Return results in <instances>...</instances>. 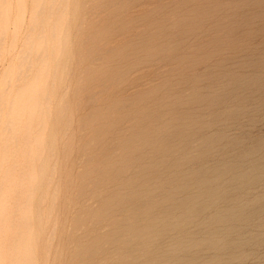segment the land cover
<instances>
[{
    "label": "rangeland",
    "instance_id": "rangeland-1",
    "mask_svg": "<svg viewBox=\"0 0 264 264\" xmlns=\"http://www.w3.org/2000/svg\"><path fill=\"white\" fill-rule=\"evenodd\" d=\"M1 1L0 12L5 14L0 13L4 39H0V117H4L0 120L12 123L0 122V264H118L120 259L110 252L115 249L113 233L119 232L112 221L129 219L130 214H114L119 203L113 192L128 194L130 185L177 190L184 181L175 182L171 169L183 173L216 167L264 135V0H4V5ZM45 30L49 37L44 38ZM23 65L31 68L27 71ZM251 120L255 123L247 126ZM217 130L226 139L246 131L249 143L227 150L223 139L214 147L221 154L214 148L200 152L192 147L186 154L183 144L193 133L208 139ZM174 158L182 161L175 164ZM169 206L164 202L158 211L167 212ZM214 209L199 219L208 218ZM192 229L190 225L187 232ZM166 241L155 245L163 249ZM258 254L247 263L256 264L264 247Z\"/></svg>",
    "mask_w": 264,
    "mask_h": 264
},
{
    "label": "bare ground",
    "instance_id": "bare-ground-1",
    "mask_svg": "<svg viewBox=\"0 0 264 264\" xmlns=\"http://www.w3.org/2000/svg\"><path fill=\"white\" fill-rule=\"evenodd\" d=\"M4 1V0H3ZM3 1H1L2 5ZM7 3V0H5ZM33 1V0H32ZM39 1V0H38ZM60 2V0H58ZM52 0L48 1V3ZM58 2V3H59ZM18 3V2H17ZM43 3V2H42ZM33 4V3H32ZM31 4V5H32ZM38 5V4H37ZM41 5V4H40ZM39 5V7H40ZM63 5V4H61ZM1 6V5H0ZM19 6V5H18ZM47 6V5H45ZM21 7V6H20ZM19 7V8H20ZM24 7V6H23ZM35 6L33 5L32 9ZM38 7V8H39ZM58 7V6H57ZM5 8V7H4ZM44 8V5H43ZM50 8V7H49ZM54 8V7H53ZM59 8V7H58ZM3 9V8H2ZM21 9V8H20ZM48 9V8H47ZM52 9V8H51ZM31 10V9H30ZM43 10V9H42ZM46 10V9H45ZM49 10V9H48ZM58 10V9H57ZM55 10V11H57ZM6 11V10H5ZM24 11V10H22ZM21 11V12H22ZM39 11V10H38ZM36 11V12H38ZM65 11V10H62ZM4 12V11H2ZM1 15H4L3 13ZM35 12V11H34ZM35 12V13H36ZM54 12V11H53ZM67 12V8H66ZM7 13V12H6ZM20 12H18L19 14ZM31 13V12H30ZM42 13V12H41ZM65 13V12H64ZM23 14V13H21ZM33 14V12L31 13ZM40 14V12L38 13ZM43 14V13H42ZM41 14V15H42ZM46 14V11H45ZM49 14V11H48ZM56 14V13H55ZM54 14V15H55ZM0 15V16H1ZM64 15V14H63ZM21 16V15H20ZM19 16V17H20ZM37 16V14H36ZM35 16V17H36ZM18 17V18H19ZM31 17V16H30ZM34 17V16H33ZM32 18L33 20H36ZM63 17V16H62ZM5 18V17H3ZM7 18V16H6ZM22 18V17H21ZM30 18V20H31ZM37 18V17H36ZM65 18V16L63 17ZM43 19V18H42ZM49 19V18H48ZM58 19V18H57ZM1 20V18H0ZM6 20V19H5ZM4 20V21H5ZM32 20V21H33ZM66 20V19H65ZM3 21V22H4ZM8 21V20H7ZM21 21V20H19ZM49 21V20H48ZM52 21V20H51ZM2 22V21H1ZM22 22V21H21ZM40 22V21H39ZM8 23V22H7ZM6 23V24H7ZM24 23V21L22 22ZM30 23V22H29ZM60 23V22H59ZM62 23V22H61ZM60 23V25H61ZM33 24V23H32ZM36 24V23H35ZM43 24V23H42ZM53 24V22L51 23ZM49 24V25H51ZM66 24V23H65ZM64 24V26H66ZM5 25V24H4ZM3 25V28H4ZM49 25H44L46 28ZM6 26V25H5ZM23 26V25H22ZM54 26V25H53ZM31 27V26H30ZM56 27V26H55ZM59 27V26H58ZM1 28V27H0ZM20 28V27H19ZM49 28V27H48ZM53 28V27H52ZM80 28V27H79ZM7 29V28H5ZM36 29V27H35ZM40 29V28H39ZM43 29V26L42 28ZM55 29V28H54ZM37 30V29H36ZM58 30V29H57ZM34 31V30H32ZM38 31V30H37ZM60 31V30H58ZM2 35L4 34V30L2 29ZM6 32V31H5ZM40 32V31H39ZM47 31L45 30V33ZM51 32V31H50ZM15 33V32H14ZM41 33L42 30H41ZM53 33V32H52ZM65 33V32H64ZM32 35V33H30ZM37 33H35V36ZM63 34V33H62ZM1 35V34H0ZM51 35V34H50ZM59 35V34H58ZM33 36V35H32ZM31 36V37H32ZM34 36V38H36ZM52 36H55L54 34ZM52 43L53 42V38ZM62 36V35H61ZM67 36V35H66ZM2 37V36H1ZM0 37V39H2ZM15 37V36H14ZM38 37V36H37ZM40 37H43L42 34ZM38 37V38H40ZM46 37L47 33H46ZM43 38V39H44ZM65 38V37H64ZM24 39V38H23ZM37 39V38H36ZM48 39V38H47ZM66 39V38H65ZM4 40V39H2ZM31 41H34L30 38ZM67 40V39H66ZM1 41V40H0ZM26 41V39H25ZM28 41V40H27ZM58 41V40H57ZM63 41V39H62ZM3 42V41H2ZM24 42V41H23ZM22 42V43H23ZM37 42V41H36ZM66 42V41H64ZM25 43V42H24ZM23 43V44H24ZM12 44V43H11ZM27 44V43H26ZM25 44V45H26ZM45 44V41L44 43ZM46 45V44H45ZM49 44H47L48 46ZM64 45V44H62ZM44 46V45H43ZM58 46V45H57ZM22 47V45H21ZM40 47V46H39ZM62 47V46H61ZM68 47V46H67ZM35 48V46H34ZM33 48V50H34ZM42 48V47H41ZM45 46L43 47V49ZM53 48L52 46L49 48L51 50ZM66 48V46H65ZM1 49V48H0ZM28 50V48H25ZM30 49V46H29ZM56 49V46H55ZM61 49V48H60ZM22 50V48H21ZM24 50V49H23ZM38 50V49H37ZM41 50V49H40ZM39 50V52H40ZM46 50V49H44ZM63 50V48L61 49ZM35 51V50H34ZM1 52V51H0ZM29 52V50H28ZM26 52V54L30 53ZM25 53V52H24ZM35 53V52H34ZM45 53V52H44ZM50 53V51L48 52ZM53 53V51H52ZM62 52L60 51V54ZM23 54V53H22ZM25 54V55H26ZM47 54H44V58ZM17 56V55H16ZM24 56V55H23ZM29 56V55H28ZM31 57L33 55H30ZM49 56V55H48ZM52 56V55H50ZM49 56V57H50ZM64 56V54H63ZM27 57V55H26ZM24 56V58H26ZM34 57V56H33ZM39 57V56H37ZM19 58V56H18ZM21 58V56H20ZM43 58V59H44ZM66 58V57H65ZM22 59V58H21ZM21 63L23 60H21ZM50 59V58H48ZM60 60V57L58 58ZM27 60V59H26ZM39 58L37 59V61ZM42 60V59H41ZM46 61V60H45ZM48 61V60H47ZM56 61V60H55ZM19 62V60H18ZM28 62V61H27ZM36 62V60H35ZM39 62V61H38ZM52 62V58L50 63ZM41 63V62H39ZM57 62H54V65ZM24 64V62L22 63ZM28 64V63H27ZM38 64V63H37ZM48 65V63H46ZM63 64V61L62 63ZM66 63H64V67ZM31 65V64H30ZM33 65V64H32ZM31 65V66H32ZM47 65L45 67H47ZM50 65V64H49ZM48 65V68L50 67ZM53 65V67H55ZM57 65V64H56ZM21 66V65H19ZM25 67V65H23ZM34 67V66H33ZM32 67V68H33ZM43 67V65H42ZM20 68V67H19ZM27 67H25L26 69ZM28 68H31L28 66ZM27 68V69H28ZM26 69V70H27ZM47 68H45L46 71ZM18 70V69H17ZM26 70L22 71L25 72ZM50 70V69H49ZM28 71V70H27ZM34 71V70H33ZM40 71V70H39ZM59 71V70H58ZM31 72V71H30ZM38 72V69L37 71ZM34 72V73H35ZM47 72V71H46ZM45 72V74H46ZM54 72V71H53ZM32 73V72H31ZM17 74V73H16ZM14 73L13 76H16ZM67 74V73H66ZM19 75V74H17ZM38 74H36L37 76ZM7 77L9 76L6 75ZM24 76V75H22ZM35 76L36 82L37 78ZM52 76V75H51ZM64 76V75H63ZM10 77V76H9ZM29 77V76H28ZM43 77H46V75ZM16 78V77H14ZM24 78L26 79L27 76ZM31 78V76H30ZM60 78V76H59ZM64 78V77H63ZM62 78V80H63ZM12 81L11 78H7ZM17 81V79H15ZM22 80H24L22 78ZM58 80V79H57ZM15 81V82H16ZM25 81V80H24ZM34 81V80H33ZM49 81V79H47ZM53 80L49 81L52 82ZM59 81V80H58ZM5 82H7L5 80ZM14 82V83H15ZM23 82V81H21ZM43 82V81H42ZM47 82L49 85L50 83ZM54 82V81H53ZM9 83V82H8ZM7 83V86L9 87ZM12 83V84H14ZM25 83V82H23ZM31 83V82H30ZM10 84V83H9ZM11 84V85H12ZM27 84V83H26ZM33 84V83H32ZM37 84V83H35ZM39 84V83H38ZM58 84V82H57ZM20 85V84H19ZM27 86V85H26ZM50 86H53L51 84ZM58 86V85H57ZM13 86H11L12 88ZM23 87V85H22ZM29 87V86H28ZM27 87V88H28ZM49 87V86H48ZM56 87V86H55ZM59 87V86H58ZM9 89V93H11L12 89ZM21 88V87H20ZM24 88V87H23ZM17 88H14L15 90ZM25 89V88H24ZM40 89V88H39ZM54 89V88H53ZM17 91V90H16ZM29 91V90H28ZM40 91V90H38ZM51 91V90H50ZM264 91V90H263ZM6 92V91H5ZM14 92V91H13ZM2 94L4 92H1ZM5 94V93H4ZM8 94V93H7ZM12 94V93H11ZM30 94V93H29ZM9 95V94H8ZM7 95V96H8ZM31 95V94H30ZM42 95V94H41ZM6 96V97H7ZM24 96V93H23ZM39 96V95H38ZM53 96V92H52ZM15 97V96H14ZM37 97V96H36ZM40 97V96H39ZM48 97V96H47ZM18 98V95H17ZM25 98V97H24ZM42 98V97H41ZM39 98V99H41ZM45 98V96H44ZM50 98V96H49ZM211 98V97H210ZM10 99V96H9ZM20 99V98H19ZM31 99V98H30ZM38 99V100H39ZM51 99V98H50ZM63 99V96H62ZM5 99L3 98V101ZM12 98L10 99V102H12ZM44 100V99H43ZM8 101V100H7ZM29 101V100H28ZM32 101V100H31ZM49 101V100H47ZM46 101V102H47ZM8 101L10 105H12ZM20 102V101H19ZM35 102V101H34ZM50 102V101H49ZM14 104V102H12ZM18 103V102H17ZM22 103V102H21ZM2 104L5 105V102ZM7 104V102H6ZM19 104V103H18ZM47 104V103H46ZM261 104L264 105V101L261 100ZM1 108V113L4 109ZM10 105L7 106L10 108ZM21 105V104H20ZM41 105V104H40ZM6 106V108H7ZM18 106V105H17ZM16 106V108H17ZM29 106V105H28ZM27 106V107H28ZM45 106V105H44ZM48 106V104H47ZM2 107V106H1ZM13 107V106H12ZM11 107V108H12ZM15 108V110H16ZM35 108V106H34ZM263 108V107H262ZM22 109V108H21ZM30 109V108H29ZM189 109V108H188ZM6 110V109H5ZM10 110V109H9ZM45 110V108H44ZM62 108V112H63ZM212 110V109H211ZM7 111V110H6ZM22 111V110H21ZM25 111V110H24ZM27 111V110H26ZM25 111V114L28 112ZM43 111V110H42ZM47 111V110H46ZM8 112V111H7ZM10 112V111H9ZM16 113V112H15ZM22 113V112H20ZM66 113V112H65ZM6 114V113H5ZM10 114V113H9ZM36 114V112H35ZM59 114V112H58ZM1 115V114H0ZM13 115V114H12ZM19 115V114H18ZM34 115V114H33ZM60 115V114H59ZM202 115V114H201ZM5 116V115H4ZM15 116V114H14ZM235 116H239V113H235ZM7 117V116H6ZM20 117V116H19ZM258 117V116H257ZM0 118H4L3 116ZM8 118V117H7ZM6 118V120H7ZM16 118V117H13ZM12 118V119H13ZM31 118V117H30ZM35 118V117H34ZM59 118V117H58ZM64 118V117H63ZM9 119V118H8ZM39 119V118H38ZM61 119V118H59ZM5 120V119H4ZM22 120V119H21ZM27 121V118H25ZM34 120V119H33ZM32 120V121H33ZM44 120V119H43ZM47 120V119H46ZM65 120V119H64ZM15 121V120H13ZM40 121V120H39ZM62 121V120H61ZM1 122V120H0ZM6 122V121H4ZM4 122L2 121L1 124ZM9 121L6 122V124ZM189 122V121H188ZM214 122V121H213ZM254 121L251 120L250 123L248 122L247 126L251 127V123ZM12 123V122H11ZM9 122V124H11ZM40 123V122H39ZM46 123V121H45ZM255 123V122H254ZM5 124V125H6ZM19 124V123H18ZM22 124V123H21ZM29 124V123H27ZM38 124V123H37ZM41 124V123H40ZM187 124V123H186ZM4 125V127H5ZM33 125V123H32ZM42 125V124H41ZM39 125V129L41 130ZM1 126V125H0ZM7 126V125H6ZM43 126V125H42ZM62 126V125H61ZM197 126V125H196ZM9 126H7L8 128ZM25 127V126H24ZM33 127V126H32ZM66 127V125H65ZM185 127V125H180L179 128L182 130ZM198 127V126H197ZM219 127V126H217ZM241 127V126H240ZM3 128V127H2ZM12 128V125H11ZM35 128V127H34ZM207 128V127H206ZM13 129V128H12ZM31 127L29 128V130ZM10 130V129H9ZM26 130V129H25ZM50 130V128H49ZM150 130V129H149ZM154 130V129H153ZM184 130V129H183ZM189 130V129H188ZM227 130V129H226ZM233 130V129H232ZM16 131V130H15ZM33 131V130H32ZM185 131V130H184ZM196 131V130H195ZM30 132V131H29ZM47 132V131H45ZM49 132V131H48ZM188 132V131H187ZM200 132V131H199ZM215 132V131H214ZM223 131L217 130L213 135H211L208 139L201 138L198 133L192 134L190 136V140L186 141L183 146L186 149V154H190L192 151H190V148L192 147L195 151L200 152L204 151L205 149H212L215 147L217 143H220V140L225 139V148L227 150L229 149H239L240 147H244V144L249 141H245L246 139L250 138V134L246 131H240V134H238L236 137L232 139H226ZM245 132V133H244ZM4 133V132H2ZM28 133V131H27ZM33 133V132H32ZM31 133V134H32ZM36 133V132H35ZM44 133V132H43ZM13 134V133H12ZM26 134V133H25ZM30 134V135H31ZM45 134V133H44ZM207 134V133H206ZM210 134V133H209ZM208 134V135H209ZM15 135V134H14ZM173 135V134H172ZM13 136V135H12ZM178 136V135H177ZM231 136V135H230ZM10 137V136H9ZM35 137V136H34ZM50 137V136H49ZM179 137V136H178ZM28 138V137H27ZM253 138V137H252ZM9 139V138H8ZM165 139H170V137H165ZM33 140V139H32ZM35 140V139H34ZM42 140V138H41ZM175 140V139H174ZM195 140H198V144L194 142ZM9 141V140H8ZM29 143V140L27 141ZM194 142V143H193ZM43 143V142H42ZM30 144V143H29ZM173 144V143H172ZM10 145V144H9ZM174 145V144H173ZM196 145V146H195ZM242 145V146H241ZM51 146V145H50ZM53 146V145H52ZM51 146V147H52ZM175 146V145H174ZM4 147V146H3ZM48 147V148H51ZM246 147V146H245ZM22 148V147H21ZM28 148V147H26ZM6 149V148H5ZM12 149V148H11ZM15 149V148H14ZM29 149V148H28ZM53 149V148H52ZM50 149V150H52ZM43 150V149H42ZM5 151V150H4ZM29 151V150H28ZM40 151V150H39ZM45 151V150H44ZM163 151L166 153L168 150L163 148ZM183 151V150H182ZM213 151L216 154H221V150L219 148H214ZM1 152V150H0ZM53 152V151H52ZM55 152V150H54ZM145 152V151H144ZM17 153V152H16ZM41 153V152H40ZM179 153V152H178ZM5 154V153H4ZM33 153H31L32 155ZM228 154V153H227ZM1 155V154H0ZM178 155V154H177ZM18 156V155H17ZM27 156V155H26ZM44 156V155H43ZM52 156V155H51ZM170 156V155H169ZM224 156V155H223ZM6 157V155H4ZM14 157V156H12ZM220 157V155H219ZM44 158V157H43ZM48 158V157H47ZM210 158V157H209ZM16 159V158H15ZM34 159V157H33ZM189 159V158H187ZM203 159V158H202ZM206 159V158H205ZM208 159V158H207ZM11 160V159H10ZM13 160V159H12ZM46 162H49V159H45ZM190 160V159H189ZM215 160V159H214ZM222 160V159H221ZM219 161V164L216 167L213 168H200L198 170H194L190 172L189 170H186L183 173H178L173 169L170 170V176L174 179L175 182L180 183L184 181V184L178 188L177 190L167 192V191H161L158 187L155 190H147L146 186H139L136 188H132V185L128 186L127 193L125 195H119L115 192H113L112 198H115L118 201V207L116 209L115 215H120L122 213L124 214H130L129 219L123 218L120 220L114 219L112 222L117 224L119 228V232L113 233V249L110 252H113L120 260L118 264H248L247 261L251 258V256L255 257L258 254V250L262 247H264V135L258 136L253 139L252 143L246 148L242 149L241 151L238 150L235 155L233 156L232 160L229 161ZM18 161V159H17ZM25 161H27L25 159ZM38 161V160H37ZM36 161V162H37ZM51 161V160H50ZM182 159L174 158L173 163H180ZM205 161V160H204ZM21 162V161H20ZM28 162V161H27ZM35 162V159L33 161ZM169 162V161H168ZM188 164V161H186ZM190 162V161H189ZM212 162V161H211ZM13 163V162H12ZM14 163L15 160H14ZM26 163V162H25ZM200 163V162H199ZM206 163V161L204 162ZM1 164V163H0ZM10 164V163H9ZM8 164V165H9ZM48 164V163H47ZM46 164V165H47ZM52 164V163H51ZM189 164H194L193 162H190ZM215 164V163H214ZM22 165V164H19ZM35 165V164H34ZM41 165V164H40ZM44 165V166H46ZM180 165V164H179ZM11 166V165H9ZM17 165H15L16 167ZM23 166V165H22ZM27 166V165H26ZM36 166L38 167V164L36 163ZM36 166H34L35 170ZM153 166V165H151ZM193 166V165H192ZM5 167V166H4ZM55 167V166H54ZM189 167V165H188ZM7 168V166H6ZM11 168V167H10ZM14 168V167H13ZM48 168V165H47ZM53 169V167H50ZM197 168V167H196ZM3 170V168L1 167ZM29 169V168H27ZM40 169V168H39ZM46 169V168H45ZM55 169V168H54ZM185 169V168H184ZM6 170V169H5ZM11 170V169H10ZM8 170V171H10ZM21 170V169H20ZM30 170V169H29ZM32 170V169H31ZM44 170V169H43ZM49 170V169H48ZM2 172V171H1ZM0 172V173H1ZM25 172V171H24ZM53 172V171H52ZM196 172V173H195ZM3 173V172H2ZM27 173V172H26ZM143 174L142 172H140ZM8 174H10L8 172ZM12 174V173H11ZM10 174V175H11ZM20 174V173H19ZM138 174V173H137ZM22 175V174H21ZM28 175V174H27ZM34 175V174H33ZM52 175V174H51ZM26 176V175H25ZM41 176V175H40ZM38 176V177H40ZM1 177V176H0ZM12 178V177H10ZM18 178V177H17ZM20 178V176H19ZM28 178V176H27ZM14 179V178H13ZM33 179V177H32ZM53 179V178H52ZM194 179L192 183L188 182V180ZM41 180V179H38ZM2 181V180H1ZM17 181V180H16ZM42 181V180H41ZM46 181V180H45ZM49 182L50 179H48ZM47 181V183H48ZM142 181V180H141ZM161 181V180H160ZM6 182V180H5ZM10 182V181H8ZM37 182V181H36ZM39 182V181H38ZM2 183V182H1ZM17 184V182H15ZM28 183L29 180H28ZM52 183V182H51ZM134 183V181H133ZM145 183V182H144ZM159 183V182H158ZM14 183L12 182V185ZM22 184H26L22 183ZM11 185V184H10ZM28 185V184H27ZM43 185L42 182L40 183V186ZM45 185V184H44ZM48 185V184H47ZM55 185V184H54ZM135 185V184H134ZM22 186V185H21ZM20 186V187H21ZM36 188V185H34ZM39 184L38 187L40 188ZM45 187H47L45 185ZM43 188V186H42ZM50 188V187H49ZM52 188V187H51ZM166 188V187H165ZM4 189V187H3ZM25 189V188H24ZM37 189V188H36ZM25 190H28L27 188ZM30 190V189H29ZM34 190V189H33ZM32 190V191H33ZM42 189H40L41 191ZM5 191V190H4ZM9 191V188H8ZM7 191V192H8ZM20 191H23L20 190ZM19 191V192H20ZM36 191V190H35ZM149 192V196L146 198L143 193ZM14 192V191H13ZM172 192H177L175 196L172 197ZM16 193V190H15ZM18 193V192H17ZM16 193V195H17ZM21 193V192H20ZM26 193V192H25ZM37 193V192H36ZM21 197V196H20ZM35 199L36 196H34ZM2 198V197H1ZM12 197H10L11 199ZM5 199V198H4ZM13 199V198H12ZM17 199V198H16ZM24 199V198H23ZM33 200V198H31ZM8 200V199H6ZM5 200V201H6ZM27 200V199H26ZM1 201V200H0ZM12 201V200H11ZM28 201V200H27ZM39 201V200H38ZM52 201V200H51ZM170 203L169 209L167 212L161 208V210L158 211V207L161 206L164 202ZM222 201V202H221ZM13 202V201H12ZM34 200V204H35ZM10 203V202H9ZM14 203H16L14 201ZM21 203V200H20ZM29 203V201H28ZM32 203V204H33ZM40 203V202H37ZM52 204V202H50ZM109 203V202H108ZM11 204V203H10ZM19 204V203H17ZM16 204V205H17ZM218 204L219 206L215 208V205ZM4 205V204H2ZM31 205V204H30ZM38 205V204H37ZM53 205V204H52ZM51 205V206H52ZM12 206V205H11ZM23 206V205H21ZM25 206V205H24ZM28 207V205H26ZM8 207V206H6ZM10 207V206H9ZM13 207V206H12ZM17 207V206H16ZM33 208V207H32ZM211 208H215L214 212L208 216V218L200 220L201 216H206V212L210 210ZM15 209V207H14ZM22 209V208H21ZM18 210L20 211V208L18 207ZM9 213L10 210L8 209ZM17 211V210H16ZM32 211V210H31ZM15 210L13 211L14 216ZM33 212V211H32ZM5 213V212H4ZM47 213V212H46ZM2 214V213H1ZM12 214V215H13ZM25 214V213H24ZM27 216L28 213L26 212ZM49 214V213H48ZM47 214V215H48ZM6 215V214H5ZM11 215V217H12ZM18 215V214H17ZM23 215V214H22ZM42 215V214H41ZM40 215V217H41ZM51 215V214H50ZM114 215V216H115ZM13 216V217H14ZM123 216V215H122ZM121 216V217H122ZM125 216V215H124ZM2 217V216H1ZM9 217V216H8ZM12 217V218H13ZM24 217V216H23ZM29 217V216H28ZM38 217V216H37ZM40 217H38L40 219ZM50 217V216H48ZM128 217V216H127ZM146 217V218H145ZM145 218V219H144ZM9 219V218H8ZM33 219V216H32ZM30 220V219H28ZM2 221V220H1ZM42 221V220H41ZM40 221V222H41ZM139 221V222H138ZM199 221V222H198ZM12 222V221H11ZM24 222V221H23ZM1 223V222H0ZM30 223V221H29ZM28 223V224H29ZM39 223V222H37ZM111 223V224H113ZM12 224V223H11ZM27 224V225H28ZM161 224L162 227L155 228V226ZM6 225V224H5ZM120 225V227H119ZM136 225V228L133 229V227ZM193 225V229L191 232H187V228ZM1 226V225H0ZM30 226V225H29ZM19 228V226H18ZM30 228V227H29ZM133 229V230H132ZM24 230V228H22ZM53 230V229H52ZM48 231V230H47ZM50 231V230H49ZM2 232V231H0ZM13 232V231H12ZM33 232V230H32ZM35 232V231H34ZM33 232V234H34ZM46 232V231H45ZM20 232L18 231V234ZM40 234V232H38ZM51 233V232H50ZM49 233V234H50ZM15 234V233H14ZM17 234V235H18ZM28 234V233H26ZM32 237L35 238L36 233ZM46 234V233H45ZM20 235V234H19ZM18 235V237H19ZM24 236V235H23ZM51 236V234L49 235ZM175 236H177L175 238ZM39 237V236H38ZM107 237V236H106ZM8 238V237H7ZM29 237H27L28 239ZM30 238L31 240L35 239ZM9 239V238H8ZM11 239V238H10ZM28 239V240H30ZM168 239L166 243H164L163 249H159L156 247L155 242ZM1 240V239H0ZM148 241V242H147ZM151 241V242H150ZM165 241V240H164ZM16 242V240H15ZM27 243V242H26ZM105 243V242H104ZM9 243H7L8 246ZM109 244V243H108ZM12 245V244H11ZM36 245L32 246L31 248L35 247ZM110 246V245H109ZM15 247V245H14ZM13 247V249H14ZM103 247V245H102ZM9 249V248H8ZM12 249V250H13ZM167 249V250H165ZM99 250V249H97ZM96 250V251H97ZM3 251V250H2ZM15 251V250H14ZM31 251V250H30ZM1 252V251H0ZM32 252V251H31ZM47 252V251H46ZM75 252V251H74ZM101 252V251H100ZM213 252V254L211 253ZM33 254L35 253L33 249ZM96 253V252H94ZM108 253V252H107ZM15 254V253H14ZM83 254V253H82ZM32 255V254H31ZM92 255V254H91ZM15 256V255H14ZM35 256V255H34ZM74 257V256H73ZM33 259V255H32ZM22 260V259H21ZM16 263V262H15ZM24 263V261H23ZM30 263V262H29ZM104 263V262H103ZM112 263V262H111ZM31 264L32 261H31ZM102 264V263H101ZM256 264H264V255L259 257Z\"/></svg>",
    "mask_w": 264,
    "mask_h": 264
}]
</instances>
